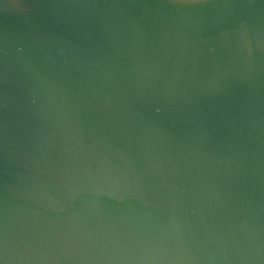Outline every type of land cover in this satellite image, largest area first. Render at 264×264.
I'll return each mask as SVG.
<instances>
[{"label":"water","instance_id":"95a60500","mask_svg":"<svg viewBox=\"0 0 264 264\" xmlns=\"http://www.w3.org/2000/svg\"><path fill=\"white\" fill-rule=\"evenodd\" d=\"M0 264H264V0H0Z\"/></svg>","mask_w":264,"mask_h":264}]
</instances>
